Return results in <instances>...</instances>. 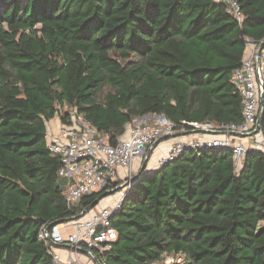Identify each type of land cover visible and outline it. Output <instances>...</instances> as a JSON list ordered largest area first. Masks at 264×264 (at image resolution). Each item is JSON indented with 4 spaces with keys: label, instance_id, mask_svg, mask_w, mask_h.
Instances as JSON below:
<instances>
[{
    "label": "trees",
    "instance_id": "1",
    "mask_svg": "<svg viewBox=\"0 0 264 264\" xmlns=\"http://www.w3.org/2000/svg\"><path fill=\"white\" fill-rule=\"evenodd\" d=\"M235 1L240 21L215 0H0V264H54L40 228L102 194L67 206L47 148L57 107L111 141L148 114L243 122L232 73L245 37L264 41V0ZM261 110L264 138V97ZM111 225L104 264H264V151L236 166L228 149L188 148L143 169Z\"/></svg>",
    "mask_w": 264,
    "mask_h": 264
},
{
    "label": "built area",
    "instance_id": "2",
    "mask_svg": "<svg viewBox=\"0 0 264 264\" xmlns=\"http://www.w3.org/2000/svg\"><path fill=\"white\" fill-rule=\"evenodd\" d=\"M222 1L238 21L243 16L235 0ZM245 37V52L241 65L233 70L232 82L242 96L243 122L239 125H218L179 119L171 122L159 114L143 115L125 125V132L114 141L81 116L77 109L57 107L55 116L46 122L48 150L60 161L58 177L65 182L64 198L68 207L83 196L107 191L86 215L70 219L60 225L40 228L39 238L49 244L48 252L54 264H87L94 257L104 264L103 252L111 247L117 232L111 218L121 209L123 200L132 187L133 176L146 158V171L158 169L181 154L185 149H230L236 166L241 164L248 147L237 136L255 133L257 116L263 100L264 47ZM188 126V128H186ZM181 128V130H177ZM179 132L195 131L194 138L174 140L157 157L154 166L148 161L158 144ZM253 148L264 151V138L255 134ZM106 197L107 201L101 202ZM86 259L82 258V252ZM94 261V260H93ZM96 264V263H95Z\"/></svg>",
    "mask_w": 264,
    "mask_h": 264
},
{
    "label": "rangeland",
    "instance_id": "3",
    "mask_svg": "<svg viewBox=\"0 0 264 264\" xmlns=\"http://www.w3.org/2000/svg\"><path fill=\"white\" fill-rule=\"evenodd\" d=\"M1 7H2V2H0V11H1ZM147 116V115H146ZM148 119V116H147V118H146V120ZM177 130H181V128H177ZM177 132H179V131H177ZM255 134H258V133H253V134H249V135H242V136H237L236 137V139L238 140V141H240V142H242L243 144H245L246 145V147H248V148H250V147H252V146H250V142L251 141H253L254 142V139H255ZM171 137H175V135H173V136H170V137H166L163 141H161L159 144H158V147L153 151V153H152V156L153 157H151L150 159H149V161H148V163H150V161H151V159H154L153 161H156L157 160V156L159 155V154H157L158 153V151L163 147H160V149H158L159 148V146H161L160 144L162 143V142H164V141H167L169 138L170 139H173V138H171ZM253 142H252V144H253ZM253 148V147H252ZM165 151V150H164ZM160 152V151H159ZM108 199H110V198H108V197H106L105 199H102V201L101 202H104V201H107ZM95 208H97V207H95ZM94 208V209H95ZM59 224L60 225H63V222H59ZM180 257H174V256H166L164 259H163V263L164 264H169V263H171V262H174L175 260L176 261H180ZM86 262H87V264H95V262L93 261V260H86Z\"/></svg>",
    "mask_w": 264,
    "mask_h": 264
},
{
    "label": "water",
    "instance_id": "4",
    "mask_svg": "<svg viewBox=\"0 0 264 264\" xmlns=\"http://www.w3.org/2000/svg\"><path fill=\"white\" fill-rule=\"evenodd\" d=\"M264 47V41H262V43L260 44L259 46V50ZM264 95V93L262 92V96ZM261 105H263V100L261 99L260 101ZM161 117H164L163 115H161ZM261 117H262V110L260 111V113L258 114L257 116V123H256V127H255V130L254 132H257L258 129H259V124H260V121H261ZM230 150V149H228ZM146 164H147V159L145 158L143 161H142V164H141V167L140 169L136 172V174L133 176V179L136 178L137 176L140 175L141 171L146 167ZM107 191H104L99 197H97L90 205H88L86 208H84L83 211H81L78 215H75L73 216L71 219H78V218H81L83 217L84 215H86L89 211H91L94 207L97 206L98 202L100 201V199L104 196L107 195ZM59 221L57 222H52V223H49L46 228H49L51 227L52 225L58 223ZM94 262L96 264H101L100 261H98L95 257H94Z\"/></svg>",
    "mask_w": 264,
    "mask_h": 264
},
{
    "label": "crops",
    "instance_id": "5",
    "mask_svg": "<svg viewBox=\"0 0 264 264\" xmlns=\"http://www.w3.org/2000/svg\"><path fill=\"white\" fill-rule=\"evenodd\" d=\"M199 134L198 133H196L195 131L193 132V131H185V132H177L176 134H175V137H171V138H173V139H168L167 141H164V142H162L160 145L161 146H159V148L158 149H160V147H162L159 151H158V153L157 154H162L163 153V151L174 141V140H177V139H182V138H194V137H196V136H198ZM252 142L253 141H251L250 142V146H253V144H252ZM158 155V156H159ZM157 156V157H158ZM153 157V156H152ZM154 159H151V161H150V163H148V166L149 167H152V166H154V163H155V161H153ZM82 252V258L83 259H86V253L84 252V251H81Z\"/></svg>",
    "mask_w": 264,
    "mask_h": 264
}]
</instances>
